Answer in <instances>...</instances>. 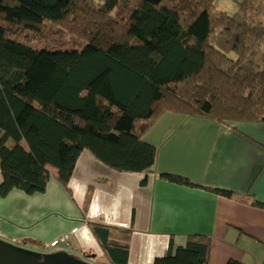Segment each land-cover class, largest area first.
I'll return each instance as SVG.
<instances>
[{"label": "trees", "instance_id": "1", "mask_svg": "<svg viewBox=\"0 0 264 264\" xmlns=\"http://www.w3.org/2000/svg\"><path fill=\"white\" fill-rule=\"evenodd\" d=\"M214 2L0 0V197L43 193L53 176L70 190L85 149L117 171L155 172L158 147L144 137L167 112L264 123V0H240L236 15ZM159 177L264 208L186 175ZM88 225L103 264H132L131 229ZM212 248L211 236L189 234L151 264H210Z\"/></svg>", "mask_w": 264, "mask_h": 264}, {"label": "crops", "instance_id": "2", "mask_svg": "<svg viewBox=\"0 0 264 264\" xmlns=\"http://www.w3.org/2000/svg\"><path fill=\"white\" fill-rule=\"evenodd\" d=\"M237 132L264 146V123L223 126L205 117L164 113L144 137L158 147L156 171L150 173L114 170L85 149L70 190L53 176L43 193L14 189L0 197V241L45 252L54 239L68 234L69 253L104 256L88 225L95 221L131 229L132 264L153 263L184 245L189 234L212 237L210 264L230 258L264 264V208L159 177L178 173L264 203V149Z\"/></svg>", "mask_w": 264, "mask_h": 264}, {"label": "water", "instance_id": "3", "mask_svg": "<svg viewBox=\"0 0 264 264\" xmlns=\"http://www.w3.org/2000/svg\"><path fill=\"white\" fill-rule=\"evenodd\" d=\"M42 261H37L22 250L8 243L0 241V264H80V260L66 250L44 252Z\"/></svg>", "mask_w": 264, "mask_h": 264}, {"label": "rangeland", "instance_id": "4", "mask_svg": "<svg viewBox=\"0 0 264 264\" xmlns=\"http://www.w3.org/2000/svg\"><path fill=\"white\" fill-rule=\"evenodd\" d=\"M239 2L240 0H215L214 5L217 10L225 11L229 15H236L239 11ZM66 39H69V36H66ZM59 47H56L57 49ZM7 243L6 241H2ZM8 244H12V246H16L18 249L22 250L24 253L32 257L37 261H42L45 255L43 249L38 248L40 250H32L29 248L22 247L20 245H16L13 242ZM71 255L79 259L81 262L80 264H103L102 262L105 261L104 256H100L98 252H87V253H78V252H71ZM50 264H58L56 262H52Z\"/></svg>", "mask_w": 264, "mask_h": 264}, {"label": "built area", "instance_id": "5", "mask_svg": "<svg viewBox=\"0 0 264 264\" xmlns=\"http://www.w3.org/2000/svg\"><path fill=\"white\" fill-rule=\"evenodd\" d=\"M70 247V235H62L56 239H54L50 244L49 247L46 249V252H51L54 250H66Z\"/></svg>", "mask_w": 264, "mask_h": 264}]
</instances>
